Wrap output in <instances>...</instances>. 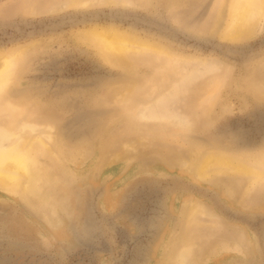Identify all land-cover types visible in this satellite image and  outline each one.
<instances>
[{
  "label": "rangeland",
  "instance_id": "374dc122",
  "mask_svg": "<svg viewBox=\"0 0 264 264\" xmlns=\"http://www.w3.org/2000/svg\"><path fill=\"white\" fill-rule=\"evenodd\" d=\"M231 1L0 0V130L40 149L0 264H264V10L231 39Z\"/></svg>",
  "mask_w": 264,
  "mask_h": 264
},
{
  "label": "bare ground",
  "instance_id": "6f19581e",
  "mask_svg": "<svg viewBox=\"0 0 264 264\" xmlns=\"http://www.w3.org/2000/svg\"><path fill=\"white\" fill-rule=\"evenodd\" d=\"M73 2H75V1H72L71 3H73ZM229 10H230L229 20H228V24L226 26L225 36L232 39V38L239 37L242 33L245 32L244 31L245 27H247L252 14L255 15L258 13H262V11L264 10V0H232L230 3ZM100 30H102V29L100 28ZM256 30H257V28H256ZM110 31H112V30H110ZM252 32H254V31H252ZM109 33L110 32H108L106 30H102V31L94 30V31L90 32V35L92 37L94 36L98 40H101L103 42V44L106 46V49H108L109 51H111L112 49L124 50V48L134 44V41L128 37H123L121 35L120 36L116 35L115 37L109 36L108 35ZM249 33H250V31H249ZM221 34H223V33H221ZM245 34H243V35H245ZM93 40H94V38H93ZM135 46H137V45H135ZM22 49H23V47H22ZM17 53H18V51H17ZM13 54H14V52H13ZM123 57H124V55H123ZM13 62H14L13 56L12 57L11 56L0 57V90L3 88L4 85H6L5 83L7 81L8 76H9V70H10V67L13 64ZM10 78H11V76H10ZM27 123H29V122H27ZM36 124H37V120L32 121L30 123V125H28V127H27L28 131L33 130V128L36 126ZM24 127H25V125L23 127H17L16 129L13 128L14 129L13 133L10 132V130H9V132H6V131L2 132V130H0V189L6 190V191L9 190V192L10 191L13 192L15 190V193L19 192L20 195L25 194V192L28 191V188L31 187L33 182H34V178L36 175L35 168H34L35 167L34 155H35L36 151L40 150L35 145V143L32 140H30L31 138H29V134L26 132L27 129ZM17 130H24V135L23 136L20 135V133H18ZM39 136L42 137L41 135H39ZM46 138H48V137L46 136ZM47 140L49 141V139H47ZM41 143H42V141H41ZM43 146H44V143H43ZM48 146L49 145L47 144V147ZM40 155H42V154H40ZM43 155H45V154H43ZM215 161L216 162H221V161L224 162V159L218 158V159H215ZM225 161L227 162V160H225ZM227 165L229 166L231 164H229V162H228ZM210 166H211V163L207 159L205 161V163L200 167V170L205 172V171L209 170ZM249 173L250 172H247V169H246L245 175H247ZM195 176H197V175L195 174ZM256 176H258V175H256ZM194 178H197V177H194ZM21 180H23V182L25 181L24 184L21 182ZM194 208H192V209H194ZM189 211H191V209Z\"/></svg>",
  "mask_w": 264,
  "mask_h": 264
}]
</instances>
